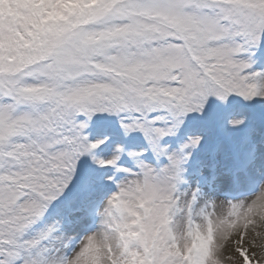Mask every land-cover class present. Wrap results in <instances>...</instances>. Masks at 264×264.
Wrapping results in <instances>:
<instances>
[{
	"label": "snow or ice",
	"instance_id": "obj_1",
	"mask_svg": "<svg viewBox=\"0 0 264 264\" xmlns=\"http://www.w3.org/2000/svg\"><path fill=\"white\" fill-rule=\"evenodd\" d=\"M0 264H264V0H0Z\"/></svg>",
	"mask_w": 264,
	"mask_h": 264
}]
</instances>
